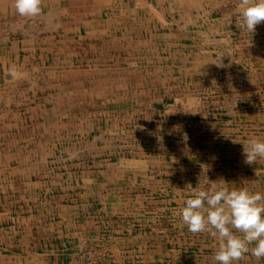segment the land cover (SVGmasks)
I'll return each instance as SVG.
<instances>
[{"label":"rangeland","instance_id":"obj_1","mask_svg":"<svg viewBox=\"0 0 264 264\" xmlns=\"http://www.w3.org/2000/svg\"><path fill=\"white\" fill-rule=\"evenodd\" d=\"M11 1L0 4V179L13 169L23 176L24 158L33 181L39 171L64 175L76 239L62 264H216L218 242L190 232L179 211L200 180L241 187L216 118L234 119L221 116L235 91L221 64L240 59L230 43L243 41L226 36L231 20L211 19L235 0H42L35 17L20 16ZM207 33L229 52L202 45ZM252 123L264 139V114ZM69 169L75 177L66 178ZM37 203L21 208L38 215Z\"/></svg>","mask_w":264,"mask_h":264},{"label":"crops","instance_id":"obj_2","mask_svg":"<svg viewBox=\"0 0 264 264\" xmlns=\"http://www.w3.org/2000/svg\"><path fill=\"white\" fill-rule=\"evenodd\" d=\"M4 1L6 0H0V4ZM230 1L233 0H224L223 4ZM11 2L14 3V0ZM202 2L203 0L200 4ZM240 2L241 0L233 1L236 8L227 7L228 9H220L221 13L211 14V19L217 23L222 19L231 20L232 23L229 24L231 29H226L229 32L225 33L226 36L238 35L243 41V43H230L231 48H237L241 53L240 59L232 61L231 65L221 64L222 67L231 69L230 72L225 71V76L228 83L232 85L231 88L235 90L231 92L233 96L226 95L231 100H227L226 105L221 108V116L232 115L234 119L232 121L224 120L217 116L216 122H220L216 132L221 135L220 144L223 147L221 152L224 153L225 162L232 164V178H240L242 181L237 183L241 187L246 180L248 188L253 185L252 190H255L256 187H263L264 192V183L256 184L255 182L257 172L259 174L262 171L260 175L264 176V158L258 159L252 164L246 163L242 144L250 137H256L254 133L258 130L252 123L253 116L259 115V113L260 115L264 114V22L257 25L254 33L247 30L242 32L235 23L236 9ZM221 4L218 5V9ZM12 12L14 13V11ZM218 28L216 32L213 31L217 37L222 34L220 27ZM202 45L216 52H229L221 49L218 38L214 41L208 33L203 37ZM232 69L235 73L232 72ZM23 92H26L25 88ZM217 112L219 113V111ZM212 123L213 120L206 119L205 129H212ZM20 161V163H24L21 172L23 176L16 177V171L13 169L8 173L7 179H0V200H2L0 203V264H62L65 252L68 251V249L64 251V248L75 247V222L71 218L65 220V210L74 211L75 205L65 206L62 199L67 198L72 201L70 198L75 197V194L64 191L63 181L60 182L63 180V175L59 176L54 172L39 171V181H33V163L28 162L27 158ZM236 167H238L237 170ZM69 177H75V172L66 176V178ZM58 184L59 186H57ZM1 187L4 190H1ZM47 196L53 198L54 205L51 207V210H55L53 212H49L47 208L49 202ZM32 202H38L36 206L42 208L38 215L31 214L30 209L26 207L21 208L22 203L31 204ZM24 210H28L29 215L25 214ZM32 248L36 251L33 252ZM243 258L257 260L251 255H244Z\"/></svg>","mask_w":264,"mask_h":264},{"label":"clouds","instance_id":"obj_3","mask_svg":"<svg viewBox=\"0 0 264 264\" xmlns=\"http://www.w3.org/2000/svg\"><path fill=\"white\" fill-rule=\"evenodd\" d=\"M41 2L14 0L17 13L23 17L39 15ZM262 22L264 0H241L235 14L237 27L242 32L254 33ZM242 144L246 163L264 158V139L253 136ZM219 182L211 181L205 187L200 180L191 188L179 211L182 223L192 233L207 231L218 242L214 254L216 264H234L249 251L257 260L264 258V192H253L247 187H228L227 183ZM252 244L255 246L250 249Z\"/></svg>","mask_w":264,"mask_h":264},{"label":"bare ground","instance_id":"obj_4","mask_svg":"<svg viewBox=\"0 0 264 264\" xmlns=\"http://www.w3.org/2000/svg\"><path fill=\"white\" fill-rule=\"evenodd\" d=\"M149 2V1H148ZM134 5V4H133ZM149 5H150V3H149ZM162 8V7H161ZM61 9V8H60ZM200 9V8H199ZM163 10V9H162ZM43 12V11H42ZM187 12V11H186ZM92 13V12H91ZM121 13V12H120ZM189 13V12H188ZM53 15V14H52ZM66 15V14H65ZM47 17V16H46ZM40 18V17H39ZM48 18V17H47ZM17 19V18H16ZM26 19V18H25ZM199 19V18H198ZM19 20H20V18H19ZM202 20V19H201ZM25 21V20H24ZM3 22V21H2ZM7 22V21H6ZM21 23V22H20ZM24 23V22H23ZM168 23V22H167ZM214 23V22H213ZM2 24V23H1ZM11 24V23H10ZM13 24V23H12ZM18 24V23H17ZM10 26V25H9ZM8 26V27H9ZM15 26V25H14ZM5 28V27H4ZM185 28V27H184ZM12 29V28H11ZM17 29V28H16ZM45 29H46V26H45ZM207 29V28H206ZM144 30V29H143ZM122 32V31H121ZM126 33V32H125ZM169 33V32H168ZM62 35V34H61ZM65 35V34H64ZM122 35H124V38L123 37H121ZM121 36H120V38L121 39H126L127 38V35H125V34H122ZM130 35V34H129ZM9 36V35H8ZM55 37V36H54ZM137 37V36H136ZM130 39V38H129ZM157 39V38H156ZM57 40H59V39H57ZM162 40V39H161ZM177 40V39H176ZM140 41V40H139ZM138 41V42H139ZM145 41H146V39H145ZM163 41V40H162ZM165 41V40H164ZM169 41V40H168ZM114 43V42H113ZM108 44V43H107ZM111 44V43H110ZM116 49V48H115ZM85 62V61H84ZM48 63V62H47ZM14 66V65H13ZM76 71V70H75ZM5 72V71H4ZM75 73V72H74ZM44 75V74H43ZM30 77H31V75H30ZM42 77V76H41ZM22 78V77H21ZM24 79V78H23ZM23 84V83H22ZM32 84V83H31ZM75 85V84H74ZM49 100V99H48ZM95 100V99H94ZM83 103V102H82ZM108 103V102H107ZM69 104V103H68ZM122 104V103H121ZM66 105V104H65ZM123 105V104H122ZM100 112V111H99ZM58 115V114H57ZM77 117V116H76ZM64 119V118H63ZM96 123V122H95ZM115 123V122H114ZM40 124V123H39ZM115 125V124H114ZM13 126H14V124H13ZM117 126V125H116ZM99 128V127H98ZM139 128V127H138ZM11 129V128H10ZM94 130V129H93ZM98 132V131H97ZM111 137H112V135H111ZM114 138V137H113ZM116 138V137H115ZM28 139V138H27ZM34 139H36V138H34ZM50 139V138H49ZM97 139V138H96ZM111 139V138H110ZM52 140V139H51ZM144 140V139H143ZM19 141V140H18ZM24 141V140H23ZM100 141V140H99ZM128 141V140H127ZM43 142V141H42ZM157 142V141H156ZM18 143V142H17ZM88 143V142H87ZM133 143V142H132ZM155 143V142H154ZM89 144V143H88ZM92 144V143H91ZM90 144V145H91ZM95 145V144H94ZM102 145V144H101ZM58 146V145H57ZM93 148V147H92ZM53 149V148H52ZM101 150V149H100ZM103 150V149H102ZM51 151V150H50ZM93 151H94V149H93ZM97 151H99V150H97ZM107 151V150H106ZM95 152V151H94ZM47 154V153H46ZM73 154L74 153H72L71 154V157L73 156ZM96 154V153H95ZM51 155V154H50ZM97 155V154H96ZM121 155V154H120ZM34 156V155H33ZM109 158V157H108ZM146 159V158H145ZM69 162V161H68ZM143 162V161H142ZM146 162V161H145ZM92 168V167H91ZM44 173V172H43ZM61 173V172H60ZM72 174H74V172L73 171H71L70 169H69V171H67L66 173H65V175L66 176H70V175H72ZM76 174V173H75ZM50 175V174H49ZM54 175V174H53ZM170 175V174H169ZM77 176V175H76ZM63 177H64V175H63ZM80 177V176H79ZM69 180V179H68ZM80 181V180H79ZM144 184V183H143ZM59 185V184H58ZM57 185V186H58ZM126 185V184H125ZM132 191V190H131ZM145 195V194H144ZM170 195V194H169ZM176 195V194H175ZM132 200V199H131ZM115 202V201H114ZM106 204V203H105ZM118 204V203H117ZM172 207V206H171ZM168 208V207H167ZM35 212V211H34ZM164 214V213H163ZM168 214V213H167ZM4 219V218H3ZM11 222V221H10ZM143 223V222H142ZM9 224V223H8ZM160 224V223H159ZM158 225V224H157ZM161 225V224H160ZM56 233V232H55ZM116 234V233H115ZM56 236V235H55ZM163 238V237H162ZM75 239H76V237H75ZM63 241V240H62ZM105 243V242H104ZM83 245V244H82ZM50 248V247H49ZM192 249V248H191ZM15 250V249H14ZM39 251V250H38ZM54 251V250H53ZM57 252V251H56ZM58 253V252H57ZM93 253V252H92ZM92 255V254H91Z\"/></svg>","mask_w":264,"mask_h":264}]
</instances>
